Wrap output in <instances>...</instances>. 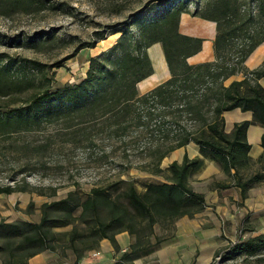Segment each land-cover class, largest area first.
<instances>
[{"label": "trees", "instance_id": "1", "mask_svg": "<svg viewBox=\"0 0 264 264\" xmlns=\"http://www.w3.org/2000/svg\"><path fill=\"white\" fill-rule=\"evenodd\" d=\"M36 6L28 0H0V15L10 18L36 10ZM183 11L177 4L143 25L133 42L119 37L108 52L89 59L85 76L74 84L52 89V68L59 64L49 65L40 75L39 88L23 97L21 82L0 71V110L6 111L0 116V140L39 125L26 116L25 110L64 99L76 102L94 94L81 105L49 116L59 124L58 130L67 135L59 145L88 151L98 147L99 159L112 155L118 160L121 169L116 175L123 172V165L129 168L128 164L140 153V158H145L144 170L164 177L160 183H146L142 191L124 179L95 185L84 196L74 189L63 198L43 202L36 222L0 220V264H28L27 259L38 252H62L65 248L71 249L78 259L101 238H107L117 253L120 247L114 235L120 231H127L134 241L111 264H134L139 252L152 246L150 237L154 243L162 239L155 234V224L169 225L205 207L204 195L194 191L188 181L203 158L214 161L232 179L215 182V186L239 188L242 200L251 184L264 181V88L257 81L264 76V60L253 70L243 64L264 40V0H205L195 5L193 15L215 22L214 58L198 64L186 60L200 49L201 39L178 31ZM135 13L130 11V16ZM97 34L103 38V33ZM154 43L161 44L169 77L138 93L137 84L153 71L147 48ZM83 46L93 47L94 42ZM117 47L120 55L111 58ZM239 73L241 79H231ZM234 108L251 111L253 120L236 122L226 132L223 112ZM252 122L263 128V151L254 171L246 139V129ZM188 143L198 146L199 155L188 157L183 153L181 160L170 162L165 172L160 167L162 159ZM48 148V143L24 138H12L5 146L16 153L15 167L22 174V182L40 164ZM27 188L26 183L12 179V183L0 184V194ZM50 190L47 194L54 195L55 189ZM38 194L46 195L41 190ZM32 206L29 201L26 211L31 212ZM77 223L84 229L79 230ZM69 224H73L71 229L62 235L54 230ZM263 252L264 234H258L239 238L226 248L224 258L240 257L242 264L258 263L263 260Z\"/></svg>", "mask_w": 264, "mask_h": 264}, {"label": "rangeland", "instance_id": "2", "mask_svg": "<svg viewBox=\"0 0 264 264\" xmlns=\"http://www.w3.org/2000/svg\"><path fill=\"white\" fill-rule=\"evenodd\" d=\"M28 1L37 5V9L28 13H16L10 18L0 15V71L5 77L21 82L23 97H27L39 88L38 80L46 66L59 64L58 67L52 68V89L65 84H74L85 76L89 59L108 52L116 45L119 37L126 39L127 42H133L143 25H148L177 4L182 10L192 14L195 5H200L205 0ZM118 9H121V12H117ZM130 11H136V13L130 16ZM97 33H103V38L100 39ZM86 42H94V46L81 47ZM153 47L149 46L147 50L150 48V51L154 53ZM119 55L120 49L117 47L112 51L111 58ZM141 85L137 88L138 93L143 91ZM93 96L94 94H88L87 98H79L76 102L64 99L51 105L40 103L35 109L25 110L26 116L37 120L39 125L32 130L0 140V184L12 183V179H16L18 183H26L28 187L27 190L0 194V220L37 221L41 201L50 202L63 198L68 191L74 189L84 196L91 187L116 179L131 181L139 191H142L148 182L164 181L163 174L144 170L142 163L145 158H140L143 154L137 153L139 157L132 159V162L128 164L130 167L126 168L123 165V172L116 175L117 169H121L117 164L118 160L110 154L106 158L99 159L98 147L88 151L83 147L73 149L67 144L59 145L67 139V135L64 130H58L59 124L55 119L51 120L49 116L81 105ZM4 113L6 111L2 108L0 116ZM12 138L16 140L24 138V140L49 144L40 164L24 176V182L21 181L22 174H19L15 167L16 153L5 149ZM193 144L188 143L187 146L171 151L162 159L160 167L166 172L168 164L174 160L180 161L184 151H188V156L196 153L197 150ZM257 168L258 166L252 167V171ZM208 169L209 167L204 164L191 173L188 181L194 190L205 195L207 205L216 209L221 216V239L225 243L217 249L218 254L214 255L210 264H242L240 257L224 258L226 248L239 238H247L264 231V226L259 225L254 232L239 233L235 223L241 217L237 213L240 211L245 213L246 207L239 205L238 196L234 197L233 189L224 190L215 186L216 181H231L230 176L223 171L207 173ZM53 188L55 194L49 196L47 193ZM39 190L44 191L46 195L38 194ZM112 195L115 196V192ZM211 197L216 198L211 199ZM224 198L226 200H223ZM29 201L33 203L31 212L26 211ZM255 202L258 205L256 207L252 205V209L259 210L256 214H252V219L257 218V214L260 215L264 211L262 210L264 202L261 199ZM217 205L221 207L217 208ZM224 207L225 214H223ZM75 214L78 212L76 211ZM72 225L58 226L54 230L62 235L69 231ZM77 225L79 230L84 229L83 225L78 223ZM154 228L155 234L160 238L170 233L168 224H155ZM152 239L150 237V241ZM77 262L78 260H75L74 264ZM251 264H264V255L263 260Z\"/></svg>", "mask_w": 264, "mask_h": 264}, {"label": "crops", "instance_id": "3", "mask_svg": "<svg viewBox=\"0 0 264 264\" xmlns=\"http://www.w3.org/2000/svg\"><path fill=\"white\" fill-rule=\"evenodd\" d=\"M178 31L181 34L201 39L200 49L186 59L189 64H198L210 61L214 58L213 40L215 36V22L202 19L189 12L183 11L180 14ZM152 46H154L153 49L155 52L152 53L149 48L147 53L151 60L153 71L148 77L137 84V88L142 84V93L165 81L169 77V70L165 62L161 44L154 43L151 45V48ZM263 60L264 40L252 50L243 64L247 70H253L259 67ZM242 77V74L239 73L231 77V79H241ZM257 81L264 88V76L258 78ZM223 118L224 129L226 132H229L234 123L243 120L252 121L253 115L251 111H242L239 108H234L223 112ZM262 132L263 128L258 122H252L246 129V139L249 144L248 155L251 161L255 163L253 167L258 166L256 160L263 151L261 146ZM193 145L196 147L197 151L188 157L199 155L198 146L196 144ZM183 153L188 155V151H184ZM204 164L209 167L206 171L207 173L211 171H222L219 166L209 158H203V162L199 168ZM215 189L217 188L215 187ZM228 189H233L235 193L234 197L236 195L238 196L239 205L246 207L245 213L241 211L237 213L239 217H241L238 219L241 221H236L235 223L239 233L242 228L246 229L243 232H254L259 225L264 226V211H262L260 215L257 214V218L252 219V214H256V211L259 210L258 208L252 209V205L255 207L258 205L255 200L261 199L264 202V181L251 184L243 200L240 197L239 188L231 186L224 190ZM213 198L216 197H211V199ZM223 200H226V198ZM43 202L49 201H41L39 209ZM205 203V207L199 213L191 217L186 215L181 216L169 224L170 233L157 243H154V239H152V246L141 250L139 255L133 260L134 264H210L217 249L223 246L225 241L221 239V216L216 209L214 210L213 207L207 205L206 199ZM233 204L235 203L233 202ZM262 206L264 207V203ZM216 207L220 208L221 206L217 205ZM263 207L262 210L264 209ZM223 210V214H225L226 208L224 207ZM154 231H156L155 228ZM258 234H264V231L258 232L255 235ZM114 237L120 247V251L117 253L114 252L107 238H101L92 247L84 250L83 254L78 259H76L71 249L65 248L62 252L58 249L55 251L43 250L29 257L27 263L74 264L75 260L79 261L83 256H86L83 264H111L114 259L118 258L121 252L127 250L129 245L134 241V237L130 236L127 231H120L116 233ZM92 252L96 253L91 255Z\"/></svg>", "mask_w": 264, "mask_h": 264}, {"label": "built area", "instance_id": "4", "mask_svg": "<svg viewBox=\"0 0 264 264\" xmlns=\"http://www.w3.org/2000/svg\"><path fill=\"white\" fill-rule=\"evenodd\" d=\"M96 252H92L91 253V255H94ZM86 258V256H83L82 258H81V260H79L78 262H77V264H83V261H84V259ZM220 258V257H219Z\"/></svg>", "mask_w": 264, "mask_h": 264}]
</instances>
